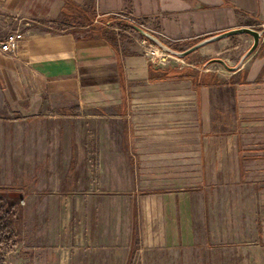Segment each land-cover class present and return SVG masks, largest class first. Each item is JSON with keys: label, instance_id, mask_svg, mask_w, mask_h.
<instances>
[{"label": "crops", "instance_id": "crops-1", "mask_svg": "<svg viewBox=\"0 0 264 264\" xmlns=\"http://www.w3.org/2000/svg\"><path fill=\"white\" fill-rule=\"evenodd\" d=\"M114 11L181 40L264 22V0H0V35L19 30L15 53H0V197L15 207L5 264H192L193 214L209 207L193 204L186 191L133 196L135 163L124 148L132 134L137 150H152L139 165L170 159L175 149L199 150L203 180L212 145V164L231 159L241 179L264 162V35L224 78L188 67L176 73L101 26ZM176 83L193 86L195 112L187 109L190 94L170 91ZM224 86L230 95L215 91ZM176 100L181 109L172 108ZM227 101L231 121L217 124ZM180 116L195 120L171 128ZM214 129L235 136L230 154L223 141H203ZM261 226L253 222L250 236L262 243L251 258L264 264Z\"/></svg>", "mask_w": 264, "mask_h": 264}, {"label": "rangeland", "instance_id": "rangeland-1", "mask_svg": "<svg viewBox=\"0 0 264 264\" xmlns=\"http://www.w3.org/2000/svg\"><path fill=\"white\" fill-rule=\"evenodd\" d=\"M98 21L99 20L97 19L95 22L96 25L94 26H97L99 23ZM103 22L105 25L107 24V27H111L108 30H113L120 34H126L129 36L134 43L138 44L142 48L144 56L146 58L148 57L145 55L143 47L139 44L140 40H138V38L140 36L135 34L131 27L128 28L123 25L125 20L116 16H107V19L100 21L101 26H103ZM263 23L264 22L260 23L259 21H253L251 22L250 25L252 26L250 27L261 30L264 34ZM153 29L162 34L160 37L168 44V46L179 51L184 50L197 41L205 38L202 37L181 40L168 36L161 29ZM245 39H248V41ZM249 42H251L249 37L236 35L231 39L227 38L217 41L204 49L202 47L200 51H196L194 53L192 52L183 59H178L180 57L168 54L162 49H158L156 51L157 54L155 58L157 60V58L164 57L167 63L163 67H172L177 70L176 73L181 72L183 67H188L194 72L207 69L208 73L210 72L214 74L216 79L217 77L215 74L224 78L229 75L230 71L218 62L208 63L207 61L212 58H222L229 66H235L238 64L243 54L251 46H248ZM244 61L245 60H243V62ZM243 62L238 68L242 66ZM222 82L225 81L222 80ZM220 88L218 87L215 91H223L225 92V96L230 95V88L225 86ZM169 89L170 91H175L177 94H190V107H187V109L191 110V112L196 111L194 103L195 90L193 86L189 87L183 85L180 87V84L176 83L175 87H169ZM133 102L131 105L133 110H135ZM231 103L232 102L230 101L221 103V106L219 107L221 115L216 118L218 122L217 124H221L223 120L226 124L231 121L232 117L229 116V113L232 111ZM181 106V101L176 100L172 108L181 109ZM193 119L195 120L194 117H191V119L183 116L176 117V124L175 126H171V128H183V125H189V123L186 124L182 121H192ZM215 127L216 126L214 125V128ZM217 127L220 128L219 125ZM134 135L135 134H132L131 136L132 141L130 145L127 140H125L124 143L127 156L129 155V157L132 158L131 160H133V163H135V165H133V169L131 168V171L135 173V178L133 180L134 185L132 186L134 190L133 196L142 193L146 194L145 191L149 190L150 194H175V192L182 194L186 191L187 193L184 194H188L192 197L193 204H199L201 206L207 205L211 208H208V212L193 214V216L195 215V218L193 219L191 226L192 251H188V254L192 256L191 263L263 264V261H255L251 258L253 247H255L256 243L259 244L262 243V241H258L257 238L253 239L250 235H252L253 231H255L253 222H258L262 225L261 229L264 228V213L262 211V206H264V190L262 189L264 188V175L263 173L258 172V170L264 171V162H262V164L259 162L255 163L254 166H257V174H248L247 179H241L237 177V166L233 165L231 159L225 158L223 165L220 160L216 163V165L212 164L214 157H216L215 152L217 151L214 149V145H212L213 147L211 149H206L207 155L205 157V163L207 171H205V169L203 170L205 177V180H203L201 168L202 159L200 157L199 150L192 148L189 155H184L183 149H175L169 152L165 151L169 153V156H171L169 157L170 159L167 157H164V159L149 157L143 161L146 162V164L139 165V155L150 154L152 150H137V146L134 145ZM221 135L222 134L215 132L214 129L213 132L208 134V138L203 139V141H212L213 143L216 141H223L225 142L224 152L230 154L233 150L232 144L236 138L233 136L232 132L223 134L224 137H221ZM191 138L192 142L198 140V137L194 134L191 135ZM185 152L188 153V150L186 149ZM173 160L174 163H171ZM168 165L174 166L167 167ZM254 178H257L259 181L256 185L252 186L250 185V182ZM251 193H253V197H249ZM1 198L6 205H9L6 197ZM252 202L253 204L255 202L256 207H259L258 211L254 210V205L251 204ZM147 204L150 206L152 203L147 202ZM238 205L240 207H237ZM253 212H255L254 216L252 214ZM143 215L146 216V214ZM148 215L152 216L153 214L149 213L147 216ZM150 223L151 221H148L147 225ZM254 234H256V231ZM5 250L6 249L2 250L3 256L5 254ZM232 255L234 257H232ZM262 257L263 255L261 258Z\"/></svg>", "mask_w": 264, "mask_h": 264}, {"label": "built area", "instance_id": "built-area-1", "mask_svg": "<svg viewBox=\"0 0 264 264\" xmlns=\"http://www.w3.org/2000/svg\"><path fill=\"white\" fill-rule=\"evenodd\" d=\"M105 16H108V17L116 16V17L122 18L126 22H129L130 27L133 29L134 33L137 34L138 36H140L138 38V40H140L139 44L143 47L145 55L148 56L147 58L150 60V62L152 64L157 65V66H165L166 65L167 62H166L164 57L157 58V60L155 58L156 54H157L156 51L158 49H162V48H160L154 42H152L147 37L142 35L139 32V29L150 32L151 34L156 36L159 40L166 43L165 41H163L161 39L160 36H162V34L160 32L154 30L153 28H151L150 26L145 24L143 21L136 18L135 16H133L132 14H130L127 11H114V12H110V13L105 14ZM130 27H128V28H130ZM18 41H19V30L13 29V30L8 31L7 33H5L3 35H0V53H5V54L15 53L17 46H18ZM168 54H170V53H168Z\"/></svg>", "mask_w": 264, "mask_h": 264}, {"label": "water", "instance_id": "water-1", "mask_svg": "<svg viewBox=\"0 0 264 264\" xmlns=\"http://www.w3.org/2000/svg\"><path fill=\"white\" fill-rule=\"evenodd\" d=\"M139 32L142 35H144L145 37H147L149 40L154 42L156 45H158L160 48H162L164 51H166L172 55L178 56V57H185L188 54L196 51L197 49H199L201 47H203L204 45H207L209 43H212V42L224 39V38H228L230 36L239 35V34H249L252 37L253 42H252L251 46L248 48V50L243 54V56L241 57V59L237 65L229 66L222 58H212V59L208 60V63H211V62L220 63L229 71H234V70L238 69V67L243 62V60H245L253 51H255V49L257 48V46L261 40L262 34H263V31L255 29V28L250 27V26L243 25V26L233 27V28L221 31L217 34L207 36V37L197 41L196 43L192 44L191 46L187 47L186 49L179 51V50H175L174 48L168 46L166 43L162 42L156 36H154L153 34H151L148 31H144V30L139 29Z\"/></svg>", "mask_w": 264, "mask_h": 264}, {"label": "trees", "instance_id": "trees-1", "mask_svg": "<svg viewBox=\"0 0 264 264\" xmlns=\"http://www.w3.org/2000/svg\"><path fill=\"white\" fill-rule=\"evenodd\" d=\"M123 25H125V27H130V23L126 21L123 22ZM231 37L233 36L229 38ZM14 216L15 207L13 205H6L0 197V264H5L2 250L10 249L15 245Z\"/></svg>", "mask_w": 264, "mask_h": 264}]
</instances>
